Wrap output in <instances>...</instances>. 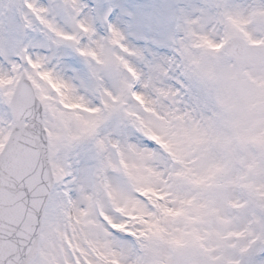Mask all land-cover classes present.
Here are the masks:
<instances>
[{"label": "snow or ice", "instance_id": "snow-or-ice-1", "mask_svg": "<svg viewBox=\"0 0 264 264\" xmlns=\"http://www.w3.org/2000/svg\"><path fill=\"white\" fill-rule=\"evenodd\" d=\"M0 264H264V0H0Z\"/></svg>", "mask_w": 264, "mask_h": 264}]
</instances>
